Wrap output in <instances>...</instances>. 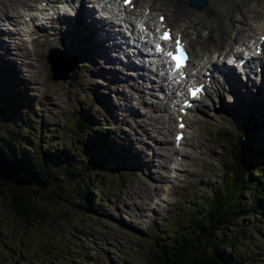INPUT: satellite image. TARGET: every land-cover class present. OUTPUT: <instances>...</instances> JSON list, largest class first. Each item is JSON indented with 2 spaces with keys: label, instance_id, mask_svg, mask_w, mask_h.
Here are the masks:
<instances>
[{
  "label": "rangeland",
  "instance_id": "1",
  "mask_svg": "<svg viewBox=\"0 0 264 264\" xmlns=\"http://www.w3.org/2000/svg\"><path fill=\"white\" fill-rule=\"evenodd\" d=\"M40 1L0 0V75L7 80V87L22 95L25 106H30L29 112L23 109L17 114L20 119L26 120L27 127L33 126L32 138L35 143L52 147L63 143L65 146H78L84 142L85 136L72 127V119L91 112L89 114L102 124L101 132L104 135L107 132L112 134L114 141L110 148L118 151V158L125 163L126 174L122 181L109 178L95 181L98 182L93 192L95 201L90 207L94 211L76 207L73 179L62 178L60 182L62 187L68 188V193L62 189L59 196L67 198L69 202L62 199L55 201L47 191L23 195L38 211L33 215L31 224H27L13 209L10 191L0 187V264H107L104 256L116 258L114 262L119 261V264L122 260L127 264L143 263L150 247L149 239L152 238L149 234L154 228L164 232L178 215L186 211L184 207L198 209V205H195L198 197L201 204L204 196L212 195L211 189L221 181L224 162L218 129L228 124L227 120L232 122V115H240V112H233L229 107L239 108V101L249 102L255 97L246 94L247 91L230 88L228 94L221 93L211 103L194 112L190 120L192 130L183 147L185 156L176 178L168 180L171 151L160 149L164 148L165 142L171 148L166 128L170 131L172 125L167 126L165 106L155 95L156 90H151L156 85L139 83L133 90L145 88V93L130 95L128 88L124 87L127 81H122L118 73L110 70L112 68L107 64L109 60L105 62L106 56L101 49L103 45L96 44L97 48H94L95 44L89 45V41H95L92 37L89 36V41L84 36L79 38L73 30L76 24L72 18L68 20L69 25L67 23L63 28V22L58 20L43 28H36L31 42L26 47L22 45L18 31L11 34L9 30L19 28L16 24H19L23 13L12 23L6 16L18 10L20 12L21 5L27 4L26 8H30ZM225 2H232L237 8L230 11L233 21L222 46L234 37V28V32L239 31L234 27L236 22L252 25L257 20L251 18L241 22L238 20L240 14L245 16L252 9L263 8L254 11L258 16H264V0ZM184 4L187 6L188 3ZM218 10L228 13V9ZM198 13L205 16L201 11ZM186 15L180 18L179 25L200 18ZM207 20L215 21L209 14L204 17V21ZM199 22L202 23V20ZM55 42L57 45L54 46ZM55 47L80 57L81 65L75 71V81L65 78V74H62L65 80L61 77H57L58 81L52 80L54 74L50 60L48 62V51ZM85 54L87 57L84 60L82 57ZM73 62L68 65L70 70ZM57 73L60 76L61 73ZM135 96H140L142 101H135ZM107 114L108 119L105 117ZM154 116L161 120L157 122V119L151 118ZM42 124L47 130L41 133ZM3 126L0 124L4 132L13 133ZM18 131L15 128V132ZM123 151L127 152V157ZM258 164L264 167L263 160ZM259 231L261 236L256 237L258 239H254L253 244L243 243L239 248L249 250L247 256L252 257L255 250V259L260 260L258 264H264V225L259 226ZM228 234L234 232L229 231Z\"/></svg>",
  "mask_w": 264,
  "mask_h": 264
},
{
  "label": "trees",
  "instance_id": "2",
  "mask_svg": "<svg viewBox=\"0 0 264 264\" xmlns=\"http://www.w3.org/2000/svg\"><path fill=\"white\" fill-rule=\"evenodd\" d=\"M6 83L1 74L0 124L13 133L0 128V187L12 194L13 209L31 224L38 211L23 195L47 191L55 201L69 202L59 196L62 189L68 193V188L60 185L62 178H66L74 180L76 207L90 211L95 201V181H122L126 174L118 151L110 148L112 134L104 135L102 124L87 112L72 119V127L85 136L84 142L78 146L57 143L43 147L32 138L33 126L27 127L26 120L17 114L23 109L29 112L30 106L26 107L22 95ZM252 114L243 115L238 132L220 131L224 162L221 181L211 189L212 195L204 196L201 204L199 196L195 202L198 209L184 207L186 211L164 232L154 228L149 234V250L140 264H258L255 250L252 257L247 256L249 250L239 248L240 244H253L254 239L260 238L259 226L264 225V167L258 164L264 161V127ZM40 127L41 133L47 130L44 124ZM229 231L234 234H228ZM104 257L107 264H119L114 262L116 258ZM121 264L127 263L122 260Z\"/></svg>",
  "mask_w": 264,
  "mask_h": 264
},
{
  "label": "bare ground",
  "instance_id": "3",
  "mask_svg": "<svg viewBox=\"0 0 264 264\" xmlns=\"http://www.w3.org/2000/svg\"><path fill=\"white\" fill-rule=\"evenodd\" d=\"M183 1H184V3L187 4L190 0H156V3L162 2L164 5L163 9H165L166 12H171V9H172L171 17H172L173 21H174V15L181 18L185 14H187L186 17H188L190 14L193 16H197V14H199L198 13L199 11H194V10L190 9L189 7H187L188 5L186 6L183 3ZM206 3L208 4L207 8H205V10L203 9V11L201 10V12L204 15L212 14L213 12H217L218 18L220 20H223L224 27H223V25L220 26L218 33H215L212 30V33L209 34L207 39H206V34H201L199 32V27L202 24L199 22L200 19L195 20L194 22L187 23V25L185 24L186 26H183V28L180 31L182 33H184L187 37H189L191 42L193 41V43H196L198 45L197 47L207 48L206 44L211 42L212 45L216 46V47H214L216 51H221V49H220L221 41H222V38L225 36L224 32H225V29L227 28V20L229 19V16H228V13H224L223 11L218 10V8L219 9L224 8V9L230 10L232 7L236 8L237 6L232 2H223L222 0H207ZM174 6H175V9H174ZM22 11H23V8H22ZM69 18H71V17L64 18V22L61 25L62 28L64 27V25H67ZM68 25H69V23H68ZM209 27H211V26L209 25ZM73 30H75V33H78L79 38L84 36V37H86V39L88 41L90 39L89 36L92 37V35H90L92 33H95L98 37L101 36L100 35V29L98 27L90 28L82 20H80L78 22V24H76L74 26ZM69 31L70 32L72 31L71 28L69 29ZM203 32H204V30H203ZM92 39H94V38L92 37ZM95 41L94 42L89 41V45L90 44H95V45L97 44L99 46L105 40H102L100 38V39H96ZM216 44H218V45H216ZM97 45L94 48H97ZM101 45L105 46L104 43H102ZM210 54H212V53L210 52ZM222 54L223 53H221L220 56H223ZM85 57H87V55H85ZM49 60H50V64L53 66V67H51V72L54 74L53 78H57V70H56L57 66L55 67V62H56V64H58V61H59L61 63V66L63 67V69L61 70V76H63L62 74H65L66 72H68V73L71 72V70L67 67V65H71L72 61L74 60L71 57L65 56V55L58 53V52H53L50 54ZM208 64H210V62L205 63L202 60L198 61L199 67L201 65H203L205 67V65H208ZM62 79H64V78H62ZM228 80H229V82H231L233 79L231 77H228ZM218 85H219V83H218ZM157 87L160 88V86H157ZM218 88H219V86L216 87L215 93L218 91ZM186 133H188V129L186 130Z\"/></svg>",
  "mask_w": 264,
  "mask_h": 264
},
{
  "label": "water",
  "instance_id": "4",
  "mask_svg": "<svg viewBox=\"0 0 264 264\" xmlns=\"http://www.w3.org/2000/svg\"><path fill=\"white\" fill-rule=\"evenodd\" d=\"M190 5L193 6V7H200V6L197 5L195 2H190ZM53 52H58V53H61V54L65 55V56H69V55L64 54V52H62V51H60V50H57V49H55V50H54V49H53V50H50L49 55H50L51 53H53ZM49 57H50V56H49ZM48 60H49V59H48ZM49 63H50V62H49ZM59 63H60V62H59ZM55 67H56V66H55ZM57 68H61V67H60V66H59V67L57 66L56 69H57ZM61 69H62V68H61ZM67 74H68V72H66V77H65V78H68V77H67ZM56 79H57V78H53L54 81H57ZM64 80H65V79H64Z\"/></svg>",
  "mask_w": 264,
  "mask_h": 264
}]
</instances>
